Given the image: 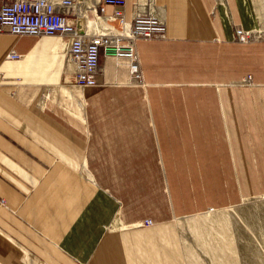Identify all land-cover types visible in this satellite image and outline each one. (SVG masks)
<instances>
[{"label": "crops", "instance_id": "obj_1", "mask_svg": "<svg viewBox=\"0 0 264 264\" xmlns=\"http://www.w3.org/2000/svg\"><path fill=\"white\" fill-rule=\"evenodd\" d=\"M239 1L127 0L167 25L142 85L101 55L82 88L67 41L0 34V264H188L181 220L264 196V9Z\"/></svg>", "mask_w": 264, "mask_h": 264}, {"label": "built area", "instance_id": "obj_2", "mask_svg": "<svg viewBox=\"0 0 264 264\" xmlns=\"http://www.w3.org/2000/svg\"><path fill=\"white\" fill-rule=\"evenodd\" d=\"M126 5L127 0H0V34L51 36L67 41L68 58L77 64L73 81L82 88L99 85L101 55L127 60L131 76L142 85L144 75L136 43L165 38L167 25L157 15L140 12L128 21ZM235 35L241 43L256 38L254 31L241 26L236 27ZM6 58L18 60L22 55L10 50ZM6 80L0 72V85ZM251 80L252 76H247L244 83ZM215 211L210 209L209 213ZM139 225L152 226L153 221L147 219Z\"/></svg>", "mask_w": 264, "mask_h": 264}, {"label": "rangeland", "instance_id": "obj_3", "mask_svg": "<svg viewBox=\"0 0 264 264\" xmlns=\"http://www.w3.org/2000/svg\"><path fill=\"white\" fill-rule=\"evenodd\" d=\"M239 3L245 14L264 9V0ZM180 228L188 264H264V196L181 220Z\"/></svg>", "mask_w": 264, "mask_h": 264}, {"label": "bare ground", "instance_id": "obj_4", "mask_svg": "<svg viewBox=\"0 0 264 264\" xmlns=\"http://www.w3.org/2000/svg\"><path fill=\"white\" fill-rule=\"evenodd\" d=\"M120 29H121V27H120V25H119V27H117V29H116V30H117V32H119V31H120Z\"/></svg>", "mask_w": 264, "mask_h": 264}]
</instances>
